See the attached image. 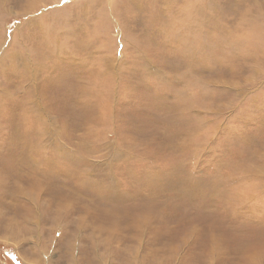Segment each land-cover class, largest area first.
<instances>
[{
    "label": "rangeland",
    "instance_id": "1",
    "mask_svg": "<svg viewBox=\"0 0 264 264\" xmlns=\"http://www.w3.org/2000/svg\"><path fill=\"white\" fill-rule=\"evenodd\" d=\"M0 264H264V0H0Z\"/></svg>",
    "mask_w": 264,
    "mask_h": 264
}]
</instances>
